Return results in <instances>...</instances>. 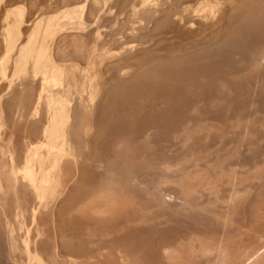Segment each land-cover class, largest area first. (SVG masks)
Returning <instances> with one entry per match:
<instances>
[{"label": "bare ground", "instance_id": "obj_1", "mask_svg": "<svg viewBox=\"0 0 264 264\" xmlns=\"http://www.w3.org/2000/svg\"><path fill=\"white\" fill-rule=\"evenodd\" d=\"M63 1L60 10L33 20L24 5L6 4L0 233L7 260L264 264V100L250 105L259 89L257 97L264 99V42L251 49L248 74L237 70L241 76L231 77L233 83L254 84L242 91L252 99L250 109L219 104V92L231 79L218 82L215 75L213 89L204 94L205 81L194 83L206 74L196 80L189 69L208 58L202 56L210 50L198 47L207 46L203 40H212L223 21L264 37V0ZM208 30L217 33L206 37ZM241 35L232 40L241 41ZM169 70L183 72L188 82L194 76L189 91L175 83L181 96L174 90L172 96L178 98L168 92L170 98L156 99L151 91L142 97L150 82L165 87L173 81H166ZM126 90L142 91L141 98ZM117 93L131 99L113 100ZM161 134L166 136L158 147L154 137ZM101 139L111 142L107 156ZM98 142L101 147L93 149Z\"/></svg>", "mask_w": 264, "mask_h": 264}, {"label": "rangeland", "instance_id": "obj_2", "mask_svg": "<svg viewBox=\"0 0 264 264\" xmlns=\"http://www.w3.org/2000/svg\"><path fill=\"white\" fill-rule=\"evenodd\" d=\"M34 1H35V0H33V2H32V0H21V1H20V0H18V1H17V0H15V1H14V0H0V39H1V40H0V60L4 57V52H5L4 49H5V28H6V21H5V19H6V15H4V14H5V10H6V6H7V5H9V4H13V5H14L15 3L18 4V5H24V6L26 7V10H27L26 12L28 13L27 15H28L29 17L31 16L30 18L33 20V19H36V18L40 17L41 15H44L45 12H46V14H47V12L49 13V11H50V12H51V11H52V12H53V11L55 12V11H57L59 8L61 9L62 5L65 3L63 0H38L39 2H37V0H36L35 2H34ZM167 1H170V0H167ZM171 1L173 2V0H171ZM174 1H175V0H174ZM13 2H14V3H13ZM195 2H196V1L191 2L192 4H190V5H195ZM35 3H36L37 5H34ZM62 3H63V4H62ZM66 3H67V1H66ZM193 3H194V4H193ZM6 4H7V5H6ZM32 4H33V10H32V8H31ZM53 6H54V8H53ZM58 7H59V8H58ZM2 8H3V9H2ZM60 9H59V10H60ZM40 13H42V14H40ZM11 19H12V18H11ZM223 22H224L225 24H223V25H219V24H220V23H219V24L216 26V28H215V30L218 31L219 33L223 32V33L221 34L222 36H221L219 33H217L215 30H214V32H213L212 34H211V33L209 34V32H210V31L212 32V30H208V31L206 32L207 34H206V33L204 34V35H207L206 37H209L208 34L212 37L213 34H215V32L217 33V35L215 34V36L217 37V39L215 38V41L213 40L215 36L212 37V38H213L212 40H209V38H206L207 40H209V44H210V46L212 47V50H213V51H211L210 47L208 46L209 44L206 43V41H207L206 39H205V42H204V40H203V43H204V44H207V46L203 45V47L205 46L204 48H203L202 46H201V47H198L199 50H200V49L203 50V49H205V48L207 47L205 50H207V49H208V51L210 50V51L208 52V55L210 56V54H211L212 57H213V53H216V52H215L216 50H217V53L220 52L221 54H220V55L218 54V55L220 56V59H219V60H218L219 57H218L217 53L215 54V55H217V56H216V57H213V58L207 56V54H206V55L202 54V55H204V56H202V57H205V56L208 57V58H206V59L209 60V61H208L209 63H210V58H212L213 60L211 59V61H212L211 63H212V65L214 64L213 67H215V64L219 61L218 64H220L221 67H223V68L221 69V68H220V65H217V64H216V68H218L219 70H218V69L216 70V68H215V69H212V65H211V63H210V64H209V63H206L207 60H206L205 58H204V59H205L206 61L204 60V61L202 62L203 65L200 63L202 66H200L199 63L196 64L197 67H199L198 70H200V71L202 72V74H201V72H199L198 70L196 71L197 67H196L195 64H194L193 66H195L196 68L192 67V65H191V67L189 68V69H192V73H193V75L195 76L196 80H197L198 78H201L202 76H203V78H204V76H205V74H206V76H205L204 79H201V81H199L200 79H198V80H197L198 83H197L196 81H195V83H194V86L199 87V86H200V83L202 84V83L205 81V83H203L204 85L202 84V85L200 86L201 89L204 88V90H201V91L204 92V94H206V93L208 94V93L210 92V88H211V87H212L211 90L213 89V87H214L213 85H215V83H216V81H215L216 78L213 79V77H214L215 75H216L217 78H218V80L216 79L218 82L220 81L219 79H222V80H223L224 78H227V81L229 82V80L231 79L232 76L235 77V76L238 75V74H236V75L234 74V73L237 72V70L239 71V73H242V74H244V75H245V74H248V68H247V67H249V65H250L249 63H250V61H251V59L249 58L251 55L249 56V53L251 52V49H252V48H254V52H255V47H253V46H257V47H258L259 45H255V43L258 44V43H259V40L261 41L260 44H262V42H264V37H263L262 35H259V34L256 33V32L254 33V31L250 32L251 30L249 31V29H248V31L250 32V34H249V32L247 31V29H245V31H247V32H244V33L247 34V36H248V35L251 36V35L253 34V35L251 36V39H250V37H247V36H246V38H245V37H244V36H245L244 33H243V32H240V30L238 31V30H237L238 28L236 29V27L233 26L234 24H229V25H230V27H229V26L227 25V24H228L227 21H226V22L223 21ZM221 24H222V23H221ZM4 25H5V26H4ZM224 25H225V26H224ZM220 26H221L222 28H220ZM227 26H228V27H227ZM223 27H224V28H223ZM225 27H227L228 31L226 30ZM231 27H232V28H231ZM233 27H234V29H235L234 33H233V31H229V29L234 30ZM219 28L222 29V30H220ZM218 29H219V30H218ZM223 29H224L225 32L223 31ZM241 29H242V28H241ZM226 31H227V32H226ZM235 32H236V33H235ZM238 32L241 33L242 35H241V34H238ZM224 33H225V34L227 33V35H224ZM251 33H252V34H251ZM1 34H2V35H1ZM232 34H234V35H232ZM236 34L242 36L241 39H240L241 41H239V39H237L238 42H236V41L234 42V39L232 40V36H233V37H234V36L236 37ZM254 34H256V35H255V38H254ZM258 35H259V36H258ZM1 36H2V37H1ZM218 36H219V37H218ZM226 36H227L228 38H226ZM220 37H222V38H220ZM223 37H224V38H223ZM235 37H234V38H235ZM237 37L240 38V36H237ZM237 37H236V38H237ZM258 37H259L260 39H259ZM261 37H263L262 40H261ZM204 38H205V37H204ZM229 38H231V39H229ZM243 38L246 39V40H247V38H248L249 40L246 41V42H244V39H243ZM253 38H254V39H253ZM257 38H258V39H257ZM210 39H211V38H210ZM221 39H222V40H221ZM223 39H224V41H223ZM220 40H221V42L223 41V43H221V42L219 43ZM228 40H229L231 43H230ZM257 40H258V41H257ZM210 41H213V42H210ZM217 41H218V43H216ZM249 41H250V43H248ZM192 42H194V41H192ZM2 43H3V44H2ZM187 43H190V42H187ZM195 43H196V42H194V45H195ZM203 43H202V44H203ZM225 43H226V44H225ZM227 43L231 44V48L229 47V44L227 45ZM233 43H234V44H233ZM237 43H238V44H237ZM245 43H247V44H249V45H251V44L253 43V45H251V47H250L249 45H247V44H245ZM202 44H201V45H202ZM214 44H215V45H216V44H222L223 46L220 45L221 47H220V46L218 47V46L216 45V46H217V48H216V47H213V46H215ZM224 44H225V45H224ZM189 45H190V44H189ZM233 45H235L234 48H233ZM243 45H244V46H243ZM2 46H3V47H2ZM190 46H191V48L194 47L193 44H191ZM190 46H189V47H188V45L186 46V48H187L188 51L191 50ZM225 46H226V47H225ZM241 46H242L243 48H242ZM247 46H248V49H247ZM208 47H209V48H208ZM228 47H229L231 50H229ZM245 47H246V48H245ZM188 48H190V49H188ZM198 48H197L196 45H195L194 50H193V48H192V51H195V49L197 50ZM214 48H216V49H214ZM221 48H222V49H221ZM224 48H225V49H224ZM232 48H233V49H232ZM219 49H221V50H219ZM235 49H236L235 52H236V54H237V57H236V54H235V52H234ZM238 49H240L241 51L238 50ZM249 49H250V51L248 52ZM256 49H258V48H256ZM184 50H186V49H184ZM187 50H186V51H187ZM214 50H215V51H214ZM223 50H224V51H223ZM225 50H226V52H229V51H230L229 53H230L232 56H231L229 53H228V54H227V53L225 54ZM228 50H229V51H228ZM242 50H243V51H242ZM246 50H247V51H246ZM188 51H187V52H188ZM192 51H190V52H192ZM252 51H253V49H252ZM190 52H189V53H190ZM210 52H211V53H210ZM212 52H213V53H212ZM222 52H223V55H222ZM254 52H251V53H254ZM203 53H207V51H206V52L203 51ZM251 53H250V54H251ZM215 55H214V56H215ZM224 55H226V56L224 57ZM233 55H234V56H233ZM231 57H232L233 59H232ZM216 58H217V59H216ZM227 58H228V61H229V62L227 61ZM229 58H230V59H229ZM239 58H240V59H239ZM215 59H216V60H215ZM221 59H222L223 61H222ZM242 59H243L244 61H246V62H245L246 64H245V63H242V61H240V60H242ZM249 59H250V61H249ZM214 61H215V63H214ZM236 61H237V62H236ZM221 62H224V63L221 64ZM238 62H240V63H238ZM205 63H206V64H205ZM233 63H234V64H233ZM241 63H242V64H241ZM207 64H208V65H207ZM225 64H228V65H227V68L225 67V66H226ZM236 64H237L238 66H237ZM243 64H244V65H243ZM247 64H248V66H247ZM209 65H210V68L207 67V66H209ZM222 65H224V66H222ZM230 65H231V66H230ZM235 65H236V67H235ZM205 66H206V67H205ZM218 66H219V67H218ZM233 66L236 68V70H235V68H234ZM204 67H205L207 70H206ZM232 67L234 68V70H233ZM193 68H194L195 70H194ZM201 68H202V70H201ZM203 68H204V69H203ZM208 68H209L210 70H209ZM246 68H247V69H246ZM220 69H221V70H220ZM193 70H194V71H193ZM205 70H206L207 72H205ZM211 70H212V71H211ZM213 70H214V71H213ZM215 70H216L217 72L219 71V73H217ZM222 70H224V71H222ZM166 71H167V70H166ZM169 71H170V70H169ZM190 71H191V70H190ZM195 71H196L197 73H195ZM208 71H209V72H208ZM210 71H211V72H210ZM235 71H236V72H235ZM167 72H168V71H167ZM170 72H171V71H170ZM170 72H169V73H170ZM174 72H175V73H174ZM174 72H173V73L171 72L172 76H171V74H169V76H171V77H169V79L166 78V81H167V80L170 81L171 78H172V79L175 78V77L177 78V76H179V79L181 78V79H180L181 81H180L179 79H176V78H175L176 80L173 79V81H170L169 84L171 85L172 88L174 87L173 89H172V88L170 87V85L168 84V81H167V83L164 84V85H166L165 87H164V86H161V85H159V84H157V82L159 83L160 81L154 82V85H153V86H154L155 88L152 87V86H151L152 88L150 87V84L153 83V82H150V84H149V86H148L149 88L147 87V85H145V88L147 87L148 89L145 90V91H147L146 93H145V92L142 93V97L144 96L145 98H149L150 95H148V94L150 93V91H151V93H152L153 95L155 94V95H154V98H156V99L162 98L163 96L165 97V96H167V95L169 96L168 92L171 93L170 96L173 97V96H175V95L172 96V92H173V90L178 86V85H176L177 83H179V86H180V87H182L181 85H183L184 88H187V87H188L187 89H188V91H189L190 85L192 86V85H193L192 83H193L194 80H195V78H193L194 76L191 74V72H189L188 74H189V75H192V76H188V75H187L188 78L191 77V79H189L190 82H188V79H187V80L185 79L186 76L184 75L183 72H182V73H183L182 76H185L184 78H183L182 76H180V73H181L180 71H178V70H177V71L174 70ZM177 72H178V73H177ZM179 72H180V73H179ZM220 72H221V73H220ZM222 72L224 73L225 76L222 75V74H223ZM182 73H181V74H182ZM198 73L201 74V75H199ZM204 73H205V74H204ZM216 73H217L218 75H217ZM231 73H232V75L230 76L229 74H231ZM173 74H174V76H173ZM176 74H177V76H175ZM185 74H186V72H185ZM197 74L199 75L198 77H197ZM209 74L212 75V78H211V76L208 77ZM233 74H234L235 76H234ZM220 75H221V78H219ZM200 76H201V77H200ZM216 76H215V77H216ZM227 76H228V77H227ZM240 76H241V74H240L239 76H237V78L240 77ZM222 77H223V78H222ZM186 78H187V77H186ZM192 78H193V79H192ZM207 78H208V79H207ZM209 78H210V79H209ZM228 78H229V80H228ZM235 78H236V77H235ZM172 79H171V80H172ZM212 79H213V80H212ZM174 80H175V81H174ZM191 80H193V81L191 82ZM202 80H203V82H202ZM177 81H178V82H177ZM186 81H187V84H185ZM206 81H209V82H206ZM211 81H212V82H211ZM213 81H215V82L213 83ZM232 81H233V80L231 79L230 82L227 83V84L232 85V83H233ZM240 81H241V80H240ZM163 82H165V79H164ZM172 82H173L174 84H175V83H176V84L172 86V84H173ZM181 82H182V84H181ZM238 82H239V81L234 82V83H235V84L233 83L234 86H233V85H232V86L226 85V86H225V90L223 89L225 92H224L223 90H221V91L219 92V93H220V94L218 95V98H219V99H218V100H219V104H220V103H226V102H229L230 105L232 106V110H233V109H234V110L237 109L238 111H242V110H244V109H246V108H249V109H250L251 107L249 106V104H250V102H251L252 99H251V97H250V99H251V100H250L249 97H247V98L250 100V102H248V101H247V98H246V94H245V96H244L243 93H244V91H245L246 89H248V88L250 89V86H251L253 83H251V82H247V83H248V84H247V83L241 81V83H242L243 85L239 82V85H240V86H239V85H238ZM0 83H1V84H0V88H3L4 85L6 84V82H3V79H2L1 77H0ZM190 83H191V84H190ZM196 83L199 84V85H197ZM206 83H207V84H206ZM212 83H213V84H212ZM249 83H250V86H249ZM155 84H156V85H159V86H156ZM161 84H163V83H161ZM209 84H211V85H209ZM246 84H247V85H246ZM167 85H168V87H167ZM187 85H188V86H187ZM207 85H208V86H207ZM253 85H254V84H253ZM253 85H252V86H253ZM1 86H2V87H1ZM160 86H161V87H160ZM175 86H176V87H175ZM179 86H178V87H179ZM210 86H211V87H210ZM159 87H160V88L163 87V91H165V93H164ZM178 87H177V88H178ZM183 87L180 88V89L184 91ZM207 87H208V88L210 87L209 90H208ZM230 87H231V88H230ZM166 88H167V89H166ZM226 88H227V89H226ZM171 89H172V91L170 92ZM178 89H179V88H178ZM178 89H175V90L177 91ZM187 89H186V90H187ZM206 89H207V90H206ZM232 89H233V90H232ZM242 89H243V90H242ZM249 89H248V90H249ZM257 89H258V88H257ZM1 90H2V89H1ZM1 90H0V91H1ZM153 90H154V91H153ZM157 90H158V92H157ZM175 90H174V91H175ZM248 90H246V91H248ZM251 90H252V89H250V91H251ZM128 91H129V90H126L127 93H128ZM148 91H149V93H148ZM161 91H162L163 93H162ZM166 91H167V94H166ZM176 91H175V94H176L177 96H181V95L178 94L179 92L177 93ZM178 91H179V90H178ZM242 91H243V93H242ZM250 91H249V93H250ZM129 92H132V91L130 90ZM141 92H142V91H140V92H135L136 94H134V92L131 93V94H134V98H133V99L141 98L140 95H139V94H141ZM153 92H154V93H153ZM155 92H156V93H155ZM159 92H160L161 94H160ZM227 92H229L230 95H232V94L234 93L232 96L229 95V98H230V99H228V97H227V96H228V95H227ZM259 92H260V89H259L257 95H259ZM127 93L124 94L125 96L122 95V97H121L120 93H119L120 96H119L118 93H117L118 97L116 98V96L114 95V96H113L114 98H112V99H113V100L115 99L116 101H117V99H118L119 101H121V99H124L123 97H125L126 99H127V98L131 99V97H126V96H128V94H129V93H128V94H127ZM137 93H138V97L135 96V95H137ZM144 93H145V94H144ZM147 93H148V94H147ZM151 93H150V94H151ZM157 93H158V94H157ZM182 93L184 94L185 92H182ZM239 93H242V96H241V94H239ZM245 93H246V92H245ZM260 93H261V92H260ZM131 94H129V95H131ZM143 94H144V95H143ZM159 94H160V95H159ZM164 94H165V95H164ZM173 94H174V93H173ZM180 94H181V93H180ZM225 94H226L227 96H226ZM236 94H237V95H236ZM247 94H248V93H247ZM153 95H152V96H153ZM156 95H157V96L159 95L160 97L158 96V98H157ZM161 95H162V96H161ZM220 95H222V96H220ZM235 95H236V96H235ZM250 95H252V94H250ZM257 95L255 94L257 100L253 99L254 101H252L250 105H252V103L255 102L256 105L258 104V106H259V104H261V102L264 100L263 98H262V99H259V98H258L259 96H261V94H260L258 97H257ZM131 96H132V95H131ZM168 96H167V97H168ZM177 96H175V98H178ZM182 96L185 97V95H182ZM219 96H220V97H219ZM243 96H244V97H243ZM248 96H249V95H248ZM263 96H264V92H263ZM120 97H121V98H120ZM223 97H224L225 100L223 99ZM232 97H233V98H232ZM252 97H253V96H252ZM145 98H144V99H145ZM152 98H153V97H152ZM168 98H170V97H168ZM179 98H180V97H179ZM226 98H227L228 100H226ZM237 98H239V100H240V98H241V101L236 100ZM259 100H261V101L259 102ZM221 101H223V102H221ZM233 101H234V103H236V101H237V103L234 104ZM244 101L247 103L248 106L246 105V103H244ZM257 101H258V103H257ZM231 102H232V103H231ZM229 103H227V105L225 104L226 107L228 106ZM239 103H240V104H239ZM243 103H244V104H243ZM233 104H234V106H233ZM237 104H238V105H237ZM222 105H224V104H221V106H222ZM225 105H224L223 107H225ZM237 106H238V107H237ZM239 106H240V107H239ZM223 107H220V108H223ZM228 107L230 108V106H228ZM236 107H237V108H236ZM241 107H242V108H241ZM243 107H244V108H243ZM255 107H257V106H255ZM239 108H241V110H240ZM230 109H231V108H230ZM249 109H247V111H248ZM232 110H231V111H232ZM237 110H235V111H237ZM235 111H233V112H235ZM222 115H223L222 113L219 114L220 117H222ZM219 116H217V117H219ZM119 123H120V121H119ZM109 133H110V132H108L107 136H108V138H110L109 141H111V137H109V136L112 135V132H111L110 135H109ZM162 136H163L164 139H165V136H166L165 134H161V136L157 135V136L154 137V140L156 141L155 143L157 144V141H158V143H159V144L157 145L158 147H160V146H159V145H160V142H162V141H161V140H162ZM105 138H106V139H105ZM108 138L105 136L104 139H103V138H102V139H103L104 142H105V140L107 141ZM157 138H158V140H157ZM102 139H101V141H99L100 144H102V143H101V142L103 141ZM160 139H161V140H160ZM19 140H20V139H19ZM159 140H160V141H159ZM20 141H21V140H20ZM99 142H98V144H95V145H97V147L93 145V146H94L93 149L96 148L95 150H97V149H99V147H101V146H99ZM106 143L108 144V146H109L110 148L107 147V144H105V143L102 144V145H103V146H102V147H103V148H102V149H103L102 152H103L104 154H102V153H101V154H102L103 156H105V155L107 156V153H108V152L105 154L104 151H106L108 148H109L108 151H111V142H109V143L106 142ZM109 144H110V145H109ZM157 146H156V149L158 148ZM174 148H175V147H174ZM174 148H172V149H173V150H176V149H174ZM104 149H105V150H104ZM158 149H159V148H158ZM158 149L155 150V151H158ZM172 152H173V151H172ZM172 152H170V153H172ZM156 153H157V152H156ZM160 153H161V152H160V150H159L158 153H157V155L159 154L160 156L163 157V156H164V155H163L164 153H163V154H160ZM109 154H110V153H108V155H109ZM159 155H158L157 157H160ZM4 244H5V242H4V240H3V235L0 233V264H1V262H2V264H7V261L10 260V259L7 260L9 257H7V256H8V253H6V252H7V247H6V245L4 246ZM5 248H6V250H5ZM4 250H5V251H4ZM3 251H4V252H3ZM6 254H7V255H6ZM4 260H5V261H4ZM9 263H10V261L8 262V264H9ZM10 264H13L12 261H11Z\"/></svg>", "mask_w": 264, "mask_h": 264}]
</instances>
